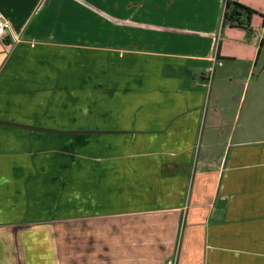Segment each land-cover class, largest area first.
I'll return each instance as SVG.
<instances>
[{
  "label": "crops",
  "instance_id": "1",
  "mask_svg": "<svg viewBox=\"0 0 264 264\" xmlns=\"http://www.w3.org/2000/svg\"><path fill=\"white\" fill-rule=\"evenodd\" d=\"M227 1L0 0V264H264V0Z\"/></svg>",
  "mask_w": 264,
  "mask_h": 264
},
{
  "label": "trees",
  "instance_id": "2",
  "mask_svg": "<svg viewBox=\"0 0 264 264\" xmlns=\"http://www.w3.org/2000/svg\"><path fill=\"white\" fill-rule=\"evenodd\" d=\"M257 11L251 7H248L240 2L234 0L227 1V8L225 11V19L229 20L232 24H240V16H246V19H250V16Z\"/></svg>",
  "mask_w": 264,
  "mask_h": 264
},
{
  "label": "built area",
  "instance_id": "3",
  "mask_svg": "<svg viewBox=\"0 0 264 264\" xmlns=\"http://www.w3.org/2000/svg\"><path fill=\"white\" fill-rule=\"evenodd\" d=\"M11 27V23L9 22V20L3 15V13L0 11V38H4L8 32V29ZM215 68L212 67L211 70V74L213 72V69ZM177 262V255H175L174 257H171L169 259H167L164 264H176Z\"/></svg>",
  "mask_w": 264,
  "mask_h": 264
}]
</instances>
